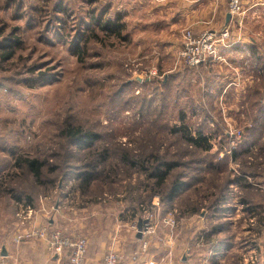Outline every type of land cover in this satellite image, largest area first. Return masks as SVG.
Returning a JSON list of instances; mask_svg holds the SVG:
<instances>
[{"label":"rangeland","instance_id":"374dc122","mask_svg":"<svg viewBox=\"0 0 264 264\" xmlns=\"http://www.w3.org/2000/svg\"><path fill=\"white\" fill-rule=\"evenodd\" d=\"M247 6L245 42L190 65L121 1L0 0V246L16 194L51 212L172 217L184 235L195 219L198 240L213 219L264 232V5ZM27 157L42 161L40 179Z\"/></svg>","mask_w":264,"mask_h":264},{"label":"crops","instance_id":"0c3cea01","mask_svg":"<svg viewBox=\"0 0 264 264\" xmlns=\"http://www.w3.org/2000/svg\"><path fill=\"white\" fill-rule=\"evenodd\" d=\"M119 1L125 3L128 18L135 19L136 16L137 20L142 19L144 33L170 35L159 41L164 48L184 45L187 29L194 35L204 31L217 33L230 21H227L228 0H114L115 3ZM247 5L249 8L263 6L264 0H244V7ZM243 28L242 25H232L229 43L233 45L228 48L245 42ZM36 207L39 211L35 225L47 223L45 219L48 218L52 228L87 239L85 264H103L110 253L119 254L121 264H264V232L262 225L257 228L256 221L248 225L239 224L238 232L234 234L236 223L230 218L224 219V225H216L213 219L206 224L207 231L198 240V228L195 226H201L200 221L189 220L192 228L184 235L175 229L179 225L176 221L174 230L164 219H147L153 231L142 232L139 237L137 226L140 219H146L145 216L119 218L116 216L118 212H114L120 206L112 205L110 216L101 219L89 205H55L52 212L50 205ZM232 207L227 205L223 212L231 215ZM13 218V235L0 246L8 264H70L66 253L58 260L44 240L34 238L18 242L19 224L15 214ZM72 226L78 228L73 229ZM225 229H229L228 235L223 232ZM248 232L251 234L247 237ZM243 238L239 243L238 240ZM144 242H147L145 248ZM133 256H137L136 259Z\"/></svg>","mask_w":264,"mask_h":264},{"label":"built area","instance_id":"2783aa9c","mask_svg":"<svg viewBox=\"0 0 264 264\" xmlns=\"http://www.w3.org/2000/svg\"><path fill=\"white\" fill-rule=\"evenodd\" d=\"M228 13L231 15L229 23L222 27L217 33L204 31L198 35H194L190 29L185 31L184 35V52L182 57L190 65H198L206 59H211L218 54L220 48H228L233 45L229 43L232 37V25L243 23L245 14L244 0H228ZM39 209L25 198L18 200L15 205V218L19 224V230L16 233L18 242L24 239H41L44 240L53 255L60 260L66 253L69 257L70 264H85L87 252V239L84 237H73L67 235L59 228H52L50 223H43L39 226L35 225L36 214ZM152 220L151 215L146 217ZM164 222L169 223L172 227L175 220L172 217L164 218ZM153 231V226L147 222L143 226V233ZM147 242H144L145 248ZM137 256H133L136 259ZM121 256L116 253H110L106 256L103 264H121ZM0 264H8L5 255L0 250Z\"/></svg>","mask_w":264,"mask_h":264},{"label":"trees","instance_id":"16d2710c","mask_svg":"<svg viewBox=\"0 0 264 264\" xmlns=\"http://www.w3.org/2000/svg\"><path fill=\"white\" fill-rule=\"evenodd\" d=\"M65 135H68L69 137L75 138L79 137L80 142H87V143H92L95 138H97V134L93 132H84L83 129L78 128V127H71L69 129L64 130ZM194 141V140H193ZM196 143V141H194ZM19 164H24L28 167V169L33 173L36 179H40L42 176V168H43V163L41 160H38L36 158H23V159H18ZM170 168V166H168ZM53 171V169H51ZM161 176V175H160ZM160 183L163 182L164 177H160ZM89 178L85 179V182L88 183ZM179 190V186L177 183L173 186L171 189L170 195L172 196ZM16 200L22 199L21 195H15ZM28 201H30L29 197H25ZM32 202V201H30ZM33 203V202H32ZM68 258V255H66Z\"/></svg>","mask_w":264,"mask_h":264},{"label":"water","instance_id":"95a60500","mask_svg":"<svg viewBox=\"0 0 264 264\" xmlns=\"http://www.w3.org/2000/svg\"><path fill=\"white\" fill-rule=\"evenodd\" d=\"M230 17H231V15L228 13V15H227V21L230 20ZM147 222H148L147 219H145V220L140 219V220H139V223H138V226H137V229H138V236H139V237H141L142 232H143V226H144V224H146ZM2 252H3V251H2ZM3 255H5L4 252H3Z\"/></svg>","mask_w":264,"mask_h":264}]
</instances>
